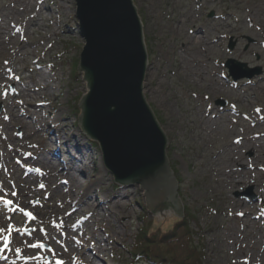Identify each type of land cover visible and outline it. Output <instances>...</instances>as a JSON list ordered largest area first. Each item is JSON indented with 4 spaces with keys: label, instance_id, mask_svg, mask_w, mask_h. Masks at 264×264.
Segmentation results:
<instances>
[{
    "label": "rangeland",
    "instance_id": "rangeland-1",
    "mask_svg": "<svg viewBox=\"0 0 264 264\" xmlns=\"http://www.w3.org/2000/svg\"><path fill=\"white\" fill-rule=\"evenodd\" d=\"M133 2L143 94L168 140L181 216L151 212L143 189L117 184L78 125L87 90L75 0H0V264H149L132 262L134 236L176 218L200 264H264V0ZM229 59L251 77L233 80ZM235 156L251 178L217 184L213 164Z\"/></svg>",
    "mask_w": 264,
    "mask_h": 264
},
{
    "label": "water",
    "instance_id": "water-1",
    "mask_svg": "<svg viewBox=\"0 0 264 264\" xmlns=\"http://www.w3.org/2000/svg\"><path fill=\"white\" fill-rule=\"evenodd\" d=\"M75 6L84 40L77 71L87 90L77 103L82 133L98 143L117 184L144 190L147 210L171 206L181 216L168 140L143 94L148 61L133 0H75ZM225 66L233 80L251 77L241 68L253 71L231 59Z\"/></svg>",
    "mask_w": 264,
    "mask_h": 264
},
{
    "label": "trees",
    "instance_id": "trees-1",
    "mask_svg": "<svg viewBox=\"0 0 264 264\" xmlns=\"http://www.w3.org/2000/svg\"><path fill=\"white\" fill-rule=\"evenodd\" d=\"M188 231V223L180 218L162 229L151 225L140 228L128 254L135 263L143 260L149 264H200L201 256L194 242L189 244L190 248L180 245L184 239L192 240Z\"/></svg>",
    "mask_w": 264,
    "mask_h": 264
},
{
    "label": "bare ground",
    "instance_id": "bare-ground-1",
    "mask_svg": "<svg viewBox=\"0 0 264 264\" xmlns=\"http://www.w3.org/2000/svg\"><path fill=\"white\" fill-rule=\"evenodd\" d=\"M261 25H264V21H262V23H261ZM198 36H196L195 37V40H198ZM204 50V49H203ZM205 51V50H204ZM193 64V62H191V64H188V68L190 69L191 68V65ZM28 88L29 87H27V89L25 88V86H23V89H22V91H24V92H27V91H29L28 90ZM32 91H30V93H31ZM205 119H206V121L204 120V121H202V123L199 125V128L200 127H202V126H204V124H206V123H210V119H209V116L208 115H206L205 116ZM199 120H200V118H199ZM207 131V130H206ZM202 132H203V129H202ZM206 135H207V133H205ZM261 136L262 137H264V132L261 134ZM244 138H248V137H244ZM223 139V138H222ZM206 140H210L209 138L208 139H206ZM233 142H236V141H233ZM234 145V144H233ZM233 145H231V146H227V147H225L224 149H227V150H229V152H228V154H226V155H229L231 152H230V150H232V147H233ZM252 148V147H251ZM257 150V152L258 153H262V152H264V140L262 141V146H261V148L259 147L258 149H256ZM259 151H262V152H259ZM223 155V154H222ZM221 155V156H222ZM221 156H219L218 157V160H220L221 159ZM237 161H241L240 160V157H238V156H235V157H233L232 159H230V160H227L226 162H223L221 165H220V168H217L218 167V163H214L213 164V172L215 171L216 172V175H217V184H221V183H223V182H225V184H228V185H231V184H234V183H236V181L234 180L235 178H237V177H241V178H251V171L250 172H242L240 169H236V166L235 165H237V163H235V162H237ZM223 165H225V167H221V166H223ZM248 166V168H249V170H252L253 168H255V167H252V166H250V165H247ZM107 169V168H106ZM253 172V171H252ZM210 188V187H209ZM61 189V192L62 193H59V194H62V195H64V194H66V191H64V188L63 187H61L60 188ZM215 191H217V189L215 188ZM64 192V193H63ZM224 192L225 191H223V192H221V195H224ZM86 196H88V195H86ZM86 196L83 194L82 195V198L79 200V201H81V200H84L85 198H86ZM66 198V197H65ZM71 198V197H70ZM87 199V198H86ZM78 201V197L77 198H72V199H68V198H66V200L64 201L65 203H66V205L65 206H69V207H71V208H75V206H76V203L77 202H79ZM117 204V203H116ZM62 209V208H61ZM245 212V211H244ZM243 212V213H244ZM63 216H65V214H62V217ZM242 235H243V233H242ZM242 240H243V238L241 239V242H242Z\"/></svg>",
    "mask_w": 264,
    "mask_h": 264
},
{
    "label": "snow or ice",
    "instance_id": "snow-or-ice-1",
    "mask_svg": "<svg viewBox=\"0 0 264 264\" xmlns=\"http://www.w3.org/2000/svg\"><path fill=\"white\" fill-rule=\"evenodd\" d=\"M5 203H9V201H5ZM28 215H30V214H28Z\"/></svg>",
    "mask_w": 264,
    "mask_h": 264
}]
</instances>
